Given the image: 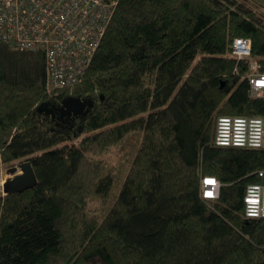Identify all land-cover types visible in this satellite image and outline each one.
<instances>
[{"label":"trees","instance_id":"1","mask_svg":"<svg viewBox=\"0 0 264 264\" xmlns=\"http://www.w3.org/2000/svg\"><path fill=\"white\" fill-rule=\"evenodd\" d=\"M104 1L112 20L74 86L47 90L44 54L0 43V170L29 160L38 180L0 192V264H264V219L243 202L264 148L214 142L218 116H264L232 54L249 38L264 71V0ZM68 96L93 106L62 116ZM131 136L119 179L105 156ZM204 176L218 198L202 200Z\"/></svg>","mask_w":264,"mask_h":264},{"label":"built area","instance_id":"2","mask_svg":"<svg viewBox=\"0 0 264 264\" xmlns=\"http://www.w3.org/2000/svg\"><path fill=\"white\" fill-rule=\"evenodd\" d=\"M114 5L104 0H0V43L19 51L40 52L45 57L46 89L55 90L79 83L91 64L112 20ZM232 54L249 60V93L264 98V71L251 59V40H233ZM214 142L218 146L264 148V116L220 115L216 119ZM259 144V147L255 145ZM257 194L264 206V171ZM218 180L215 176L206 179ZM219 181V180H218ZM201 195L220 194L221 183L203 184ZM220 182V181H219Z\"/></svg>","mask_w":264,"mask_h":264},{"label":"water","instance_id":"3","mask_svg":"<svg viewBox=\"0 0 264 264\" xmlns=\"http://www.w3.org/2000/svg\"><path fill=\"white\" fill-rule=\"evenodd\" d=\"M93 106V100L81 99L79 97L68 96L63 100V104L59 111L62 116H85ZM38 111L54 114L53 107L41 104ZM7 173L11 176L3 182V195L21 193L36 186L38 180L29 160L20 162L15 166L7 169Z\"/></svg>","mask_w":264,"mask_h":264},{"label":"rangeland","instance_id":"4","mask_svg":"<svg viewBox=\"0 0 264 264\" xmlns=\"http://www.w3.org/2000/svg\"><path fill=\"white\" fill-rule=\"evenodd\" d=\"M140 140L136 138V136H131L126 140L124 145L120 147H115L110 153H107V156H105V160L109 164L110 168H119L120 169V175L119 179L122 178V175L124 174L123 168L127 167L128 162H130L131 157L134 154L133 146L137 144ZM8 168H2L0 170V192L2 193V187L3 182L5 181L6 177H10L11 175L7 173ZM120 181L118 180V183ZM87 264H106L99 258H94L91 261H89Z\"/></svg>","mask_w":264,"mask_h":264},{"label":"clouds","instance_id":"5","mask_svg":"<svg viewBox=\"0 0 264 264\" xmlns=\"http://www.w3.org/2000/svg\"><path fill=\"white\" fill-rule=\"evenodd\" d=\"M256 147H259L260 145H255ZM212 180L214 183L219 184L220 182L218 180L212 179H206ZM205 181H203V184H208ZM259 186L250 185L248 189L249 195L245 196V218L249 220H259L264 219V206L261 205V199L259 195L257 194V189ZM206 193H212L210 191ZM209 198H213V193L211 196L205 195L202 200L207 201Z\"/></svg>","mask_w":264,"mask_h":264},{"label":"snow or ice","instance_id":"6","mask_svg":"<svg viewBox=\"0 0 264 264\" xmlns=\"http://www.w3.org/2000/svg\"><path fill=\"white\" fill-rule=\"evenodd\" d=\"M205 182L208 183V184H213V183H214V181H212V180H207V181H205ZM206 195L211 196L212 193H206Z\"/></svg>","mask_w":264,"mask_h":264},{"label":"flooded vegetation","instance_id":"7","mask_svg":"<svg viewBox=\"0 0 264 264\" xmlns=\"http://www.w3.org/2000/svg\"><path fill=\"white\" fill-rule=\"evenodd\" d=\"M73 115L69 116L68 118H71Z\"/></svg>","mask_w":264,"mask_h":264},{"label":"bare ground","instance_id":"8","mask_svg":"<svg viewBox=\"0 0 264 264\" xmlns=\"http://www.w3.org/2000/svg\"><path fill=\"white\" fill-rule=\"evenodd\" d=\"M68 117V116H67ZM215 131V130H214ZM249 149V148H248ZM6 178H8V177H6Z\"/></svg>","mask_w":264,"mask_h":264}]
</instances>
